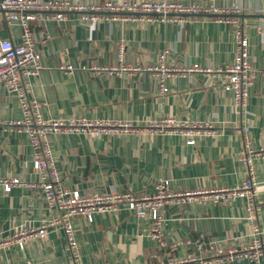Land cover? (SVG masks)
<instances>
[{"label":"crops","instance_id":"crops-1","mask_svg":"<svg viewBox=\"0 0 264 264\" xmlns=\"http://www.w3.org/2000/svg\"><path fill=\"white\" fill-rule=\"evenodd\" d=\"M103 4L108 0H71ZM123 1L142 0H112ZM185 5L216 8L239 6L245 13L238 20L248 36L249 59L257 70L247 106L235 105L231 92L223 89L225 68L236 54L235 22L214 16L192 15L183 22L124 21L100 18L82 22L72 12L62 21L34 23L37 49L43 69L32 77L30 96L39 102L46 119L83 118L130 122L134 130L91 138L82 132H61L50 139L65 186L81 194L131 193L153 195L160 180H169L171 192L240 186L247 178L239 162L245 144L264 146V0H174ZM48 36L42 43V36ZM0 40L22 42V28L0 20ZM124 47L120 62V48ZM163 65L188 69L199 65L203 72L177 74L166 80L167 92L157 84L158 74L145 70ZM72 64L67 74L59 69ZM82 65L139 68L121 74H96ZM173 117L181 121L213 123L217 133L188 145L180 135L149 132L148 122ZM16 95L0 87V120H21ZM256 216L249 219L248 198L230 203L166 205L161 210L162 230L168 242L190 245L161 248L149 236L151 220L122 207L96 214L92 222L76 219V236L82 264H162L173 258L195 256V264H228L198 252L199 235L216 241L215 250L244 249L252 241L257 223L264 237V159L255 163ZM20 179L26 186L6 192L0 185V242L21 226L39 227L58 215L44 199L39 176L33 169V152L26 134L0 124V181ZM213 253V252H212ZM72 257L61 229L51 228L45 238L0 248V264H71ZM235 264V263H231ZM241 264H256L244 261Z\"/></svg>","mask_w":264,"mask_h":264},{"label":"built area","instance_id":"built-area-1","mask_svg":"<svg viewBox=\"0 0 264 264\" xmlns=\"http://www.w3.org/2000/svg\"><path fill=\"white\" fill-rule=\"evenodd\" d=\"M79 13L82 22H96L100 18L110 20L128 21H153L183 22L192 15L214 16L218 20L235 22L236 54L233 64L227 66L224 71L226 79L223 89L234 96L235 105L245 108L249 102L250 92L257 79V70L249 59V39L237 17L245 11L239 6L232 8H216L215 6H203L201 4L185 5L174 0H142L123 1L121 3L108 0L100 5L81 4L71 0H0V20L9 25L18 24L22 28V42L15 44L10 40H0V87L7 92L16 95L23 118L21 120L1 121L10 128L26 134L29 138L33 152V169L39 176L46 204L56 208L58 215L52 220L44 222L39 227L21 226L14 231L12 236L0 242V248L17 245L21 249L34 239L45 238L51 228L61 229L65 235L67 247L72 257L71 264H82L80 245L76 236V219L80 216L92 222L96 214H106L127 207L140 218L151 220L149 236L158 243L161 248H177L182 245H190V241L168 242L162 230L161 210L166 205H184L189 203L204 204L209 197L215 203H230L231 200L242 197L248 198L249 219L256 216V183L254 175L255 163L258 159H264V146L253 149L248 144L242 149L239 162L246 169L248 178L234 188H221L206 192L203 190L187 192H171L169 180H160L155 185L153 195L135 196L131 193H98L92 195L81 194L78 190H72L65 186L54 150L51 143V135L61 132H82L91 138H99L108 134H127L134 130L130 122H112L105 120L89 121L83 118H58L46 119L42 116L39 102L32 99L31 78L37 76L43 69L42 54L37 49L34 23L41 21H62L69 13ZM263 14L264 10L256 12ZM48 36H42V43ZM124 47L120 48V62L123 60ZM161 55L159 66H148L146 71L158 74V86L161 92H167L166 80L177 74L203 72L199 65L186 69H167ZM60 70L67 74H73L77 68L72 64H62ZM82 70L96 74H121L126 71H137L139 68H130L126 65L105 68L100 66L82 65ZM264 76V68L261 70ZM149 132H159L167 135H180L186 139L188 145H196L199 138H207L217 133L213 123L181 121L173 117L148 122ZM6 192L15 186H26L20 179L0 181ZM204 235L194 242L198 252L209 253L211 257L223 263L241 264L244 261L264 264V237L259 224H254L252 241L244 249L231 248L227 252L216 251V241L207 240ZM213 252V253H212ZM198 260L195 256L188 255L184 258H173L162 264H195Z\"/></svg>","mask_w":264,"mask_h":264}]
</instances>
